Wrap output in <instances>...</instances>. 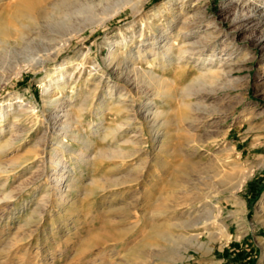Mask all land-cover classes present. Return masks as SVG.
<instances>
[{
    "label": "rangeland",
    "instance_id": "rangeland-1",
    "mask_svg": "<svg viewBox=\"0 0 264 264\" xmlns=\"http://www.w3.org/2000/svg\"><path fill=\"white\" fill-rule=\"evenodd\" d=\"M60 1L36 0L31 21L0 0V145L16 138L0 167L38 154L0 171V264H139L134 251L154 264H264V0H79L72 14ZM64 129L79 138L43 160ZM122 141L131 156L98 157ZM57 172L61 190L72 182L58 204Z\"/></svg>",
    "mask_w": 264,
    "mask_h": 264
},
{
    "label": "bare ground",
    "instance_id": "bare-ground-1",
    "mask_svg": "<svg viewBox=\"0 0 264 264\" xmlns=\"http://www.w3.org/2000/svg\"><path fill=\"white\" fill-rule=\"evenodd\" d=\"M78 2L79 0H61L60 2H58V3H56L55 5H54V8L57 10V11H65V14L67 13V14H72L73 13V11H72V8H74V6H76V5H74L75 4V2ZM132 1H134V0H119V2H121V5H124V4H130ZM173 2V0H166L165 1V3L168 5V7H170L171 6V3ZM140 5H142V1L141 0H135V4L134 5H132V9H134V8H138V6H140ZM101 6V5H100ZM91 8V7H90ZM75 9V8H74ZM89 9V8H88ZM62 11V12H63ZM75 11V10H74ZM61 12V13H62ZM118 12V11H117ZM254 12H256V14H258L259 12H257L256 10H254ZM16 14L17 15H19V16H21L22 18H27V19H29V20H35V19H37V18H35L36 17V0H19V2H18V4H17V9H16ZM16 15V16H17ZM18 17V16H17ZM70 17V16H69ZM56 22H58V21H56ZM37 23V22H36ZM38 28H39V26H37ZM183 28H187V25H183L182 26ZM5 28V27H4ZM180 29V28H179ZM39 30H40V28H39ZM38 30V32H37V34L39 33V34H41L40 32L41 31H39ZM2 31V30H1ZM19 31V30H18ZM78 31H80V30H78ZM77 31V32H78ZM187 31H188V29H187ZM1 33V32H0ZM27 32L26 31H20V32H18V34H16L15 36L17 37V39L18 40H20V39H24V37H25V35L24 34H26ZM6 34V33H5ZM179 34V31H177V33H176V35H178ZM4 37H6V36H4ZM9 37V36H8ZM68 39V38H67ZM8 39L6 38V40H0V44H3L4 45V43H8V41H7ZM43 45L41 42H38V45ZM44 49V48H43ZM166 50V49H165ZM187 50V48H184V49H182V50H180V52H184V51H186ZM39 51H42V50H39ZM166 52H168L167 50H166ZM165 53V52H164ZM48 55H50L49 53H47V54H45V52H42V53H40V54H38V58H33L32 59V61H33V63H31L30 65L31 66H35V65H39V64H43L44 62H45V58L48 56ZM113 58V57H112ZM177 58V57H176ZM118 64V63H117ZM30 67V66H29ZM214 72V71H213ZM145 80V79H147L148 81H150V83H151V85H153V87H154V89L157 91V93H154V94H157V95H159V96H163L164 98H167V99H173L174 100V96H173V92H171V88L169 89L165 84H163V81L162 80H156L155 78H153V77H150L149 75H148V72H144V73H142V74H138L137 72H136V74L134 75V80L135 81H137V83H138V81H141V80ZM147 82V81H146ZM168 82V81H167ZM169 83V82H168ZM59 84V83H58ZM147 84V83H146ZM168 85V84H167ZM150 87V86H149ZM62 88H63V86L61 85V84H59V91H61L62 90ZM189 90V89H188ZM58 91V92H59ZM173 91V90H172ZM153 92V91H152ZM184 93H186V92H184ZM185 95H188V94H184V96ZM167 99H164V100H166V102H167ZM58 101H59V99L58 98H56V97H53V95L52 96H50L49 97V102L50 103H52V104H54L55 106H57L58 105ZM179 102V101H178ZM181 103V102H180ZM10 104H11V102H8V107L10 106ZM2 105V104H1ZM182 106H184V107H188L189 105L188 104H186V103H182ZM53 107V106H52ZM123 108V105H118L117 107H115L114 108V111L117 113V112H120L121 111V109ZM1 109H3V111L1 112V117H3V118H1L0 119V121H2V119H4L6 116H8L7 115V113H5V110H4V107L3 106H1ZM20 113V112H19ZM25 113H27V111L26 110H24L23 109V112H22V114H25ZM160 114H161V111H158L156 114H155V117H158V116H160ZM19 117V115L18 114H16V115H14V118L16 119V118H18ZM191 119V118H190ZM66 121H64L63 123L65 124V125H71V120L70 119H65ZM169 122V121H168ZM119 127H121V123L119 124V125H110V126H107L105 129H104V137H103V139L104 138H107V137H112V136H115V133L117 132V129L119 128ZM64 134L62 135H60V136H57L56 138V141H57V143H61V145H62V148H60L59 149V147H57L56 145H53L52 143L51 144H49V146L50 147H47V146H44L43 147V152L42 153H46L44 156H43V160L44 159H46L47 158V155H48V153H49V155H48V157L49 158H51L53 155L55 156V154H56V152L57 151H59L58 153H61V155H62V152L65 150V148H64V146H66L67 148H68V146H70V143L68 142V139L67 138H70V136L71 137H77V138H79L78 137V135H74V132L73 131H68L67 129H64ZM16 138H14V137H11V138H8V139H6L5 141H4V143L3 144H1L0 145V154H2L3 152H5L7 149H9V147H11L12 146V144H13V141H16L15 140ZM108 139V138H107ZM119 140V139H118ZM125 140V139H124ZM124 142H126L125 144H127V143H130V144H135L136 142H133V140H125ZM123 141L121 142V143H119V144H117L111 151H105V150H103V151H101L100 150V152H99V156L98 157H100L101 159H109V158H116V157H119V158H122V157H127V156H131L132 155V151H130V152H127L126 150H125V148L123 147V145L124 144H122V143H124ZM56 143V142H55ZM56 143V144H57ZM112 143V142H111ZM88 145L87 144H85L84 146H81L80 148H79V150L77 151V154H79V155H81L83 152H84V150L86 149V147H87ZM35 148V147H34ZM33 148V149H34ZM69 149V148H68ZM98 153V152H97ZM38 154L36 153V150H35V153L32 155V156H29V157H27V158H24V159H22V160H19V161H14L13 162V164H12V166L10 167L9 166V168H1L0 167V171H9V170H11V169H13V168H15V167H17L18 165H20V164H22V163H24L26 160H29V159H31V158H34L35 156H37ZM76 156V155H75ZM86 156V155H85ZM56 159V158H55ZM54 159V160H55ZM100 159V160H101ZM104 160H102V162H103ZM57 164H56V167H55V169H57L59 172L60 171H64L63 170V168H64V165H60V164H58V162H56ZM60 163V162H59ZM64 163V162H63ZM88 164V163H87ZM48 165V164H47ZM21 166V165H20ZM73 167H75V166H73ZM114 167H116V166H114ZM113 167V168H114ZM48 168H50L51 169V167H46L45 169H46V171L47 170H50V169H48ZM112 168V169H113ZM15 169H17V168H15ZM56 170V171H57ZM10 172V171H9ZM55 174H57V175H55V181H56V183H55V185L56 186H58V187H60L61 185H63V182L65 181V178H64V176H63V174H64V172L63 173H55ZM51 175V174H50ZM137 175V174H136ZM47 177H50V176H47ZM137 178H138V175L137 176H128V178H126L125 180L123 179V181H121V182H114V181H112V182H114V183H112L111 184V186H115V185H120V184H122V183H127V182H131V181H133V180H137ZM68 180V179H67ZM66 180V181H67ZM70 181V180H69ZM68 182V181H67ZM66 186L68 185V188L67 189H65V190H61V187L60 188H57V189H59L58 191H56L55 190V194H56V196L57 197H55V202L58 204V203H60L61 202V200L63 199H66L67 198V196H69L68 195V193H69V187L70 186H72V182H70V183H66L65 184ZM71 188V187H70ZM56 189V188H55ZM51 195V194H50ZM10 196V195H9ZM8 197V196H7ZM59 201V202H58ZM211 201H209L208 203H210ZM160 206V205H159ZM162 208V207H161ZM168 208H169V206H168ZM218 208V207H217ZM158 210V209H157ZM218 212V211H217ZM40 214V213H39ZM219 214V213H218ZM218 214L216 215V216H214L213 218H216L217 216H218ZM209 217H210V215H209ZM41 217L39 216V218L38 219H40ZM208 220H209V218H207L206 219V221H207V223H206V225L205 226H209L212 222H208ZM205 221V222H206ZM215 221V220H214ZM213 221V222H214ZM204 222V221H203ZM207 228V227H206ZM124 231V230H123ZM122 234V233H121ZM124 234V233H123ZM225 236L228 238V236L226 235V233H225ZM108 237V235L106 234V233H104V232H102V233H99V234H95V235H91L90 237H87V238H85V240H83V247H84V249L86 250L87 248H89V247H91L92 245H95L94 243H96V244H101V243H104L105 242V240H106V238ZM109 238V237H108ZM117 240V239H116ZM129 256H130V259H131V261L132 262H134V263H141V264H154V262H153V260H152V258H151V256L150 255H142L139 251H134V252H131L130 254H129ZM128 256V257H129ZM170 258V257H169ZM129 259V258H128ZM130 262V261H129ZM128 262V263H129Z\"/></svg>",
    "mask_w": 264,
    "mask_h": 264
}]
</instances>
